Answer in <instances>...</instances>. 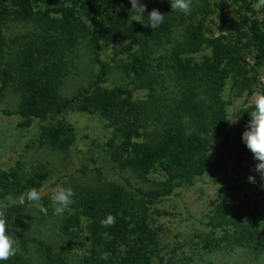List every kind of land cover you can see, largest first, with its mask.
Returning <instances> with one entry per match:
<instances>
[{"label":"trees","instance_id":"1","mask_svg":"<svg viewBox=\"0 0 264 264\" xmlns=\"http://www.w3.org/2000/svg\"><path fill=\"white\" fill-rule=\"evenodd\" d=\"M142 2L146 12L138 18L148 23L147 15L156 8L165 14L162 25L152 30L133 20L137 14L130 0H0V100L9 91L17 97L13 110L0 107V113L16 115L21 126L47 120L38 140L64 158L73 152L66 113L99 114L113 133L107 145L116 175L72 188L75 202L60 219L57 243L15 227L33 204L11 203L9 233L19 251L0 264H168L150 225V205L180 195L205 176L216 138L237 164L253 158L241 137L254 110L253 96L264 93L247 60L250 55L255 66L264 65V9L253 8L257 0H194L191 13L184 15L172 11L170 0ZM209 16L217 23V35L205 34ZM9 22L28 28L9 36ZM79 45L91 51L98 70L87 85L63 95L68 56ZM205 49L207 55L194 58ZM111 61L128 82L103 85ZM228 83L237 89V104L236 96L225 97ZM67 169L51 172L39 164L25 169L17 161L0 171V199L16 200L48 183L40 201L47 215L36 206L43 220L53 212L54 189L66 187L61 181L71 175ZM127 172L141 181L154 173L160 177L144 188ZM261 183L244 202L217 201L204 222L207 247L264 252ZM109 213L117 222L105 228L101 221Z\"/></svg>","mask_w":264,"mask_h":264},{"label":"rangeland","instance_id":"2","mask_svg":"<svg viewBox=\"0 0 264 264\" xmlns=\"http://www.w3.org/2000/svg\"><path fill=\"white\" fill-rule=\"evenodd\" d=\"M195 4L192 0V7ZM216 24L214 19L207 17L204 21L205 34L208 36L219 34ZM27 28L24 24L9 22L6 34L12 36L24 32ZM208 53L209 50L205 49L194 55V58L198 60ZM68 60L69 74L64 78L60 91L63 95L70 96L87 85L98 69L93 54L85 45L75 48L68 56ZM247 60L248 65L254 68L259 82L264 85V65L255 66L250 55ZM126 82L128 78L121 74L116 63L111 61L110 72L103 85L113 86ZM225 89V97L236 96V104L241 101L237 89L232 90L230 83ZM257 94L259 90L252 100ZM16 105L17 97L10 91L0 100V107L8 110H13ZM66 121L73 130L71 158H64L58 152L40 144L38 134L41 127L48 123L47 120L32 119L30 125L21 126L20 118L16 115L6 116L0 113V171L13 167L17 161L25 169L39 164L51 172H58L62 167H66L68 168L66 171L71 172V175L63 178L61 182L64 181L63 184L71 188L96 184L99 182V176L103 179H115L114 163L109 157L107 145L113 138V133L106 120L97 113L70 110L66 113ZM221 140L216 138L211 144L210 168L201 180H196L180 195L161 198L150 205V225L158 234L160 251L164 255L165 263L264 264V252H253L241 247L213 250L206 246L204 239L209 230L204 222L217 201L228 197V200L244 202L255 195L257 186L261 183L259 173L253 171L257 161L245 157L237 164L226 151V145L220 144ZM96 167L100 169V173L96 172ZM127 174L135 184L144 188L149 187L152 180L160 177L158 173H154L148 181H141L131 172ZM249 175L256 177L255 184L248 181ZM48 187L47 183L45 185L47 189L44 188L43 193L49 192ZM155 210L166 211L168 214H157ZM62 216L55 215L53 211L51 215L40 220L38 210L33 204L16 220L15 227L45 241L57 243L60 242L58 225Z\"/></svg>","mask_w":264,"mask_h":264},{"label":"clouds","instance_id":"3","mask_svg":"<svg viewBox=\"0 0 264 264\" xmlns=\"http://www.w3.org/2000/svg\"><path fill=\"white\" fill-rule=\"evenodd\" d=\"M131 9L137 15L133 20L150 26L151 29H156L163 24L165 14L161 13L159 9L153 8L147 15L148 23H144L142 19L146 12V4L142 0H130ZM172 11H178L184 15H188L192 10V0H170ZM256 10L264 9V0H257L253 5ZM230 123H235L236 119L229 120ZM242 141L253 155V159L257 161L253 171L259 173L260 180L264 182V93H259L254 97V110L250 113V121L248 127L242 133ZM207 155H211V150ZM250 183H256V177L248 176ZM264 188V183H261ZM43 196V190L32 187L24 191L18 199L12 200L5 197L0 199V261H7L14 257L19 251L18 242L13 232L9 233L8 225V210L11 203H18L24 205L25 203L34 204L39 210L47 215V208L40 203ZM75 192L71 187L57 186L51 195L53 204V211L55 215L62 216L74 201ZM116 217L109 213L105 219L101 221V225L105 228L114 226L116 224Z\"/></svg>","mask_w":264,"mask_h":264}]
</instances>
